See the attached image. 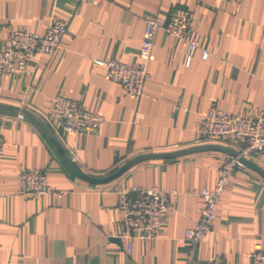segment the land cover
Returning a JSON list of instances; mask_svg holds the SVG:
<instances>
[{
	"label": "crops",
	"instance_id": "obj_1",
	"mask_svg": "<svg viewBox=\"0 0 264 264\" xmlns=\"http://www.w3.org/2000/svg\"><path fill=\"white\" fill-rule=\"evenodd\" d=\"M187 12L192 32L207 50L186 45L163 30L139 97L106 79L96 60L140 61L145 19ZM54 20L68 27L59 46L36 55L19 74H0V264H185L188 255L220 264L248 260L264 250V157L248 159L261 171L237 166L224 188L210 230L195 245L184 232L198 221L200 191L215 186L230 154L203 149L144 158L103 183L80 178L53 138L84 174L102 178L143 155L203 145V118L215 106L233 115L264 112V0H0V50L9 31L43 36ZM56 95L102 116L98 128L63 132L48 118ZM18 115H23L20 118ZM38 169L53 191L19 192L20 175ZM156 186L171 192L173 212L159 234L124 236L117 192Z\"/></svg>",
	"mask_w": 264,
	"mask_h": 264
},
{
	"label": "built area",
	"instance_id": "obj_2",
	"mask_svg": "<svg viewBox=\"0 0 264 264\" xmlns=\"http://www.w3.org/2000/svg\"><path fill=\"white\" fill-rule=\"evenodd\" d=\"M98 4L99 0H90ZM237 8L242 0H228ZM68 27L66 20H54L48 25L43 36L22 29L9 31V38L0 50V74H19L29 62L40 53L52 52L59 46L61 37ZM163 30L186 45V53L199 48L202 58L207 50L200 46L195 32H192L191 18L187 12L171 13L168 17L154 15L145 19L140 61L123 63L117 59L96 60L106 68L105 78L119 83L127 92L139 97L148 76L147 65L154 58L153 39ZM47 116L63 132L79 133L99 127L102 116L85 109L78 101L64 95L54 96ZM20 118L23 115H18ZM205 140L211 143L228 142L236 148V156L229 155L223 160L220 175L211 189L202 188V204L199 221L187 228L184 237L190 245H195L211 228L216 207L224 188L229 184L237 166L243 165L240 157L251 159L264 157V112L254 117L233 115L215 106L210 107L203 118ZM4 140L0 136V155ZM19 192L38 197L50 193L52 188L38 169H28L20 175ZM175 192L156 186H133L117 192V207L123 214L124 236L131 238L130 230H137L142 237H155L159 234L167 217L173 212ZM185 264H220L218 259L199 260L188 255ZM238 264H264V250H255L248 260Z\"/></svg>",
	"mask_w": 264,
	"mask_h": 264
},
{
	"label": "water",
	"instance_id": "obj_3",
	"mask_svg": "<svg viewBox=\"0 0 264 264\" xmlns=\"http://www.w3.org/2000/svg\"><path fill=\"white\" fill-rule=\"evenodd\" d=\"M0 108L2 109H8V110H16V111H20L23 114H26L28 116H31L32 118H34V120H36L37 122H39L40 124H42L41 120L34 115L33 113L24 110V109H20L8 104H3L0 103ZM53 144L57 147V149L59 150L60 154L65 158V160L68 162V164L70 165V167L73 169V171L82 179L87 180L89 182H93V183H103V182H108L118 176H120L123 172H125L128 168H130L134 163H136L137 161L144 159V158H164V157H172V156H178L181 154H186L188 152H192V151H196V150H203V149H217L223 152H226L230 155L236 156L238 154V152L236 150L230 149L228 147L225 146H221V145H203V146H197V147H193V148H187L184 150H179V151H173V152H164V153H155V154H149V155H143V156H139L137 158H134L133 160H130L129 162H127L126 164H124L122 167H120L118 170H116L115 172H113L112 174H110L109 176L106 177H102V178H94L91 176H88L86 174H84L82 171H80L75 163L71 160V158L69 157V155L60 147V145L53 139L51 138ZM240 161L251 167L254 168L258 171H261L260 168H258L256 165H254L251 161H249L246 158L240 157Z\"/></svg>",
	"mask_w": 264,
	"mask_h": 264
}]
</instances>
